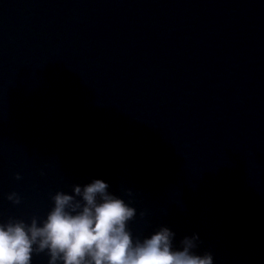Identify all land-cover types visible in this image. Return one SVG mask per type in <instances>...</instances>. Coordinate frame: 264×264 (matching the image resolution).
Wrapping results in <instances>:
<instances>
[{"label":"water","instance_id":"water-1","mask_svg":"<svg viewBox=\"0 0 264 264\" xmlns=\"http://www.w3.org/2000/svg\"><path fill=\"white\" fill-rule=\"evenodd\" d=\"M94 179L135 236L264 264V0H0V222Z\"/></svg>","mask_w":264,"mask_h":264},{"label":"clouds","instance_id":"clouds-1","mask_svg":"<svg viewBox=\"0 0 264 264\" xmlns=\"http://www.w3.org/2000/svg\"><path fill=\"white\" fill-rule=\"evenodd\" d=\"M109 189L102 179L75 184L70 193L51 197L53 206L45 217L0 222V264H33L38 255L46 256L47 264H215L211 252H198L197 233L178 245L176 233L164 225L135 236L130 224L137 209ZM133 194L126 191L129 198ZM7 200L21 204L15 192Z\"/></svg>","mask_w":264,"mask_h":264}]
</instances>
